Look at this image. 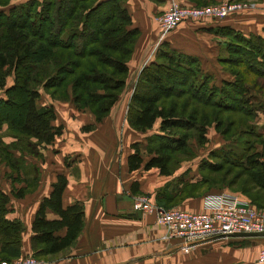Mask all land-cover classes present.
I'll return each mask as SVG.
<instances>
[{
    "label": "trees",
    "instance_id": "16d2710c",
    "mask_svg": "<svg viewBox=\"0 0 264 264\" xmlns=\"http://www.w3.org/2000/svg\"><path fill=\"white\" fill-rule=\"evenodd\" d=\"M215 33L224 39L219 65L231 77L220 85L214 84L196 57L170 49L165 38L156 47L154 60L134 85L127 113L134 131L156 129L147 136L145 148L132 145L129 170L156 168L161 175H172L184 160L194 158L195 144L206 146L209 129L225 143L246 137L251 141L241 148L234 144L208 152L207 159L198 164V181L183 182L173 193L160 191L154 200L164 208L175 207L188 197L209 195V176L221 171V164L247 170L256 187L264 191V124L259 123L260 106L252 102L264 98V82H260L264 81V38L245 37L230 28H218ZM140 34L133 28L125 0H30L9 13L0 10V89L4 92L0 130L7 126L8 131L38 144H53L64 128L54 125L53 106H39L43 92L54 101L89 110L97 123L103 122L128 88L129 63ZM29 65L33 71L26 72ZM14 113L17 122L12 120ZM258 145L260 149H254ZM67 183L59 175L50 196L41 203L32 227V256L65 254L83 231V207L63 205ZM196 187L202 189L196 192ZM25 191L16 195L24 196ZM242 194L252 206L259 205L249 190ZM9 202L0 188V262L24 257L23 225L7 219ZM48 210L58 218L48 219Z\"/></svg>",
    "mask_w": 264,
    "mask_h": 264
},
{
    "label": "crops",
    "instance_id": "0c3cea01",
    "mask_svg": "<svg viewBox=\"0 0 264 264\" xmlns=\"http://www.w3.org/2000/svg\"><path fill=\"white\" fill-rule=\"evenodd\" d=\"M27 1L30 0H11V5L19 6ZM172 2L190 8L224 2L248 5L224 19L185 21L163 41L176 52L196 57L203 71L213 76L215 85L231 80L218 62L224 39L215 33L216 29L230 28L245 37L255 35L264 38V0H125V6L132 17L133 28L141 32L129 63V80L135 76L136 83L143 68L154 60L155 45L160 34L156 18L166 11ZM11 84L12 82H8V86ZM3 93L0 89V97H3ZM132 93L133 90L124 103L120 99L111 115L101 123H97L90 112H79L72 102L63 103L46 99L47 96L42 93L39 106L54 107L57 115L54 125L63 126V134L53 144L48 145L47 160L40 166L35 165L30 159L34 165L29 166L28 170L36 169L38 181L34 179L18 181L15 179L16 175L0 176V188L10 197L7 219L20 221L23 225L22 256L34 253L33 222L42 201L50 196L53 185L61 174L68 181L63 193V205L69 207L79 204L83 207L84 228L75 245L65 253L67 256L53 264H132L139 258L167 255L163 252L171 247L161 241L163 228L156 224L153 215L133 210L134 197L146 194L155 199L164 189L168 193H173L183 182H196L200 160L182 163L170 176L161 175L156 168L145 171L142 167L130 171L128 159L133 153L132 145L139 143L145 148L147 136L156 129L143 133L134 131L128 125L127 113ZM259 98L261 97L257 98V103L262 112L258 113L262 121L259 123L264 124L262 119L264 98L261 100ZM91 126H94L92 130H85ZM6 130L8 131L7 126L0 132ZM216 135L219 134L213 129L207 131L208 139ZM147 160L146 157L145 162ZM7 169L10 172L9 168ZM20 172L23 173L24 170ZM13 189L18 190L14 192L15 195L11 194ZM20 190H27L24 196L16 195ZM202 203L203 195L185 198L175 207L183 211L203 213ZM47 218L54 220L58 215L48 210ZM263 238L227 239L239 241ZM223 240L213 239L202 244L206 247L200 245L196 251L198 258L187 261L186 264H253L257 259L259 249H256L259 247L254 244L251 247L255 257L252 262L249 254L244 255V250L240 251V255L239 251H235L238 253L231 254L233 258L228 259L229 248L221 245L225 243H222ZM248 251L250 250H245Z\"/></svg>",
    "mask_w": 264,
    "mask_h": 264
},
{
    "label": "built area",
    "instance_id": "2783aa9c",
    "mask_svg": "<svg viewBox=\"0 0 264 264\" xmlns=\"http://www.w3.org/2000/svg\"><path fill=\"white\" fill-rule=\"evenodd\" d=\"M248 7L244 3L224 2L203 7H182L172 2L169 8L156 18L159 26V43L185 21L198 19H224ZM203 213L183 211L176 207L164 208L154 198L140 194L134 197L133 210L153 215L163 228L161 241L168 247L179 246V251L188 254L203 242L227 239L235 233H264V212L238 195L228 192L209 194L203 197ZM0 264H47L29 255L12 262ZM253 264H264V253Z\"/></svg>",
    "mask_w": 264,
    "mask_h": 264
},
{
    "label": "rangeland",
    "instance_id": "374dc122",
    "mask_svg": "<svg viewBox=\"0 0 264 264\" xmlns=\"http://www.w3.org/2000/svg\"><path fill=\"white\" fill-rule=\"evenodd\" d=\"M14 6L15 5H11V0L9 1L3 0L0 5V7H2L3 9H0V10L5 11L6 13H9L10 9ZM31 65L34 66L35 64H31ZM31 65L26 67L27 68L26 72L33 71L32 70L33 67H31ZM10 82H12V80H10L9 83ZM260 82L263 83L264 81H260ZM134 85H135V76L131 77L128 83V88L121 96V100L123 103L126 100H128V98L130 97V93L132 92ZM43 95L47 96V97L45 96L46 99L47 98L51 99V97L47 95L45 92H43ZM261 98L259 99L261 100ZM255 101H257V99L253 98L252 102L254 103ZM256 106H257V103H256ZM258 106H259V103H258ZM75 107L79 112H90L89 110H81L77 106ZM259 113L262 114L261 110ZM15 116L16 114L14 113L12 120H14V122H17L18 117L17 116L15 117ZM262 119H264L263 115H262ZM260 120L261 118L259 117V121ZM261 122L262 121H260V123ZM248 138L247 137L245 139L243 138L240 140L241 142H238V143L228 142V141L227 143H225L226 141H224L222 136L216 135V137H212L211 139H208V143L203 148H199L195 144L194 145L195 146V150H194L195 156L194 158H191V159L194 160L195 162L199 160L202 161L203 159H207V156H205L207 152H210L212 150H219V149L226 150L227 147L229 148L231 147V145H234V144H236L239 148H241L245 144V142L251 141ZM238 147H235V148H238ZM47 148H49L48 144H38L36 140L25 137V136H21L11 130L0 132V176L3 177L5 175L6 176L9 175V176L14 177L16 175L15 179L18 181H22V180L27 181V180H32V179H34V181H38L39 177L35 175V174H38L37 172H35L36 169L34 171L30 169L28 170V167L31 165H34V163L35 165L40 166L41 163L45 162L47 160V157H46ZM254 149H260V146L259 145L255 146ZM15 155L19 157H16ZM31 155L33 157L28 158V156H31ZM30 159L34 163L31 162ZM189 161L191 160H184L182 163L189 162ZM214 162H217V161H215L214 159ZM218 162H220V160ZM67 163H68V159H66V164ZM13 166L15 167L13 168ZM7 168H9L10 172L8 171ZM15 168L18 170H24V172L17 173L15 170H13ZM221 168H222L221 171L210 174L209 176L210 188L208 189L206 193L217 194L220 192H228V193L236 194L240 198L246 201H249V198L246 196V194H242V191L246 193L247 190H249L250 195H252L256 199V201L259 202V203L257 202L259 205H256V207L264 212V191L256 187V184L251 179L249 172L242 168L235 167L231 164H221ZM196 176H197L196 181H198L200 177L199 175H196ZM200 189L202 188H199V187L195 188L196 192L200 191ZM15 191H18V190L17 189L11 190V194L15 195L14 193ZM261 240H262V243H261ZM263 240L264 238L263 239H242L239 241L224 239L222 241V243L225 242L224 245L221 244V241H220V244L223 247L228 246L229 248L227 251L228 259L233 258L231 254L238 253L235 251H239L238 254L240 255L241 253L240 251L244 250L243 252L244 255L249 254L248 256H250L251 262H252V260L255 257L252 253L253 250H251V247L253 244L259 247L256 249V250L259 249L257 253V257H258L260 254L264 253V241ZM205 243H208V242H203L200 244L201 246L200 245L199 246L206 247L205 245H202ZM198 247L192 250L191 252H189L188 254H184L183 252L176 250L178 252H175V254L173 255H169L170 254L169 253L167 255H162V257H157V258H146V257L139 258L136 262H133L132 264H186L187 261H194L198 258L197 252H196ZM247 249H249L250 251L245 252V250ZM65 256H67V254H62V255L53 256V257L38 256L40 259L37 257L36 258L41 261H44L47 264H53L54 262L61 260ZM159 261H162V262L160 263Z\"/></svg>",
    "mask_w": 264,
    "mask_h": 264
},
{
    "label": "water",
    "instance_id": "95a60500",
    "mask_svg": "<svg viewBox=\"0 0 264 264\" xmlns=\"http://www.w3.org/2000/svg\"><path fill=\"white\" fill-rule=\"evenodd\" d=\"M227 237L231 238H259L264 237V233H235L228 235ZM179 249V246H173L169 249H167L163 254H169Z\"/></svg>",
    "mask_w": 264,
    "mask_h": 264
}]
</instances>
